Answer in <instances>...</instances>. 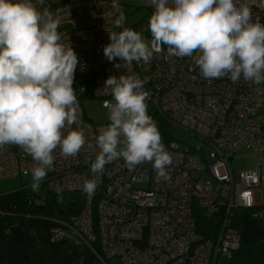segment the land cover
Returning <instances> with one entry per match:
<instances>
[{
    "label": "built area",
    "instance_id": "built-area-1",
    "mask_svg": "<svg viewBox=\"0 0 264 264\" xmlns=\"http://www.w3.org/2000/svg\"><path fill=\"white\" fill-rule=\"evenodd\" d=\"M139 1L141 5L119 0L125 16L129 7L154 11L150 0ZM234 2L237 7L248 6L253 19L264 23V0ZM46 6L62 17L58 29L62 43L71 45L78 55L73 87L79 123L72 128L82 130L86 138L76 156L66 159L57 148L54 166L42 181L50 192L76 191L83 196L81 210L59 220L61 226L53 230V238H77L102 264H215L219 258L229 257L240 243L232 225L233 210L247 209L264 217V203L255 202V193H264V84L242 78L233 83L228 77L206 80L193 58L171 56L167 46L154 52L147 64L134 61L129 65L118 58L109 61L103 54V47L110 42L106 30H122L113 27L118 13L111 0H47ZM131 74L149 77L144 91L148 92L151 117L157 115L167 126L179 127L199 141L196 147L181 149L179 142L158 126L162 143L172 156L167 180L157 176L150 162L129 170L123 159H118L107 164L103 173L90 171L100 151L96 137L110 121L89 120L83 100L101 98L109 116L104 102L113 97L111 90L104 88L106 79ZM244 146L254 150L257 167L234 172L231 158ZM33 163L18 146L6 145L0 149V180L27 175ZM90 179H95L98 187L89 197L83 185ZM220 205H224L221 215ZM197 208L218 218L210 237L197 229Z\"/></svg>",
    "mask_w": 264,
    "mask_h": 264
},
{
    "label": "clouds",
    "instance_id": "clouds-1",
    "mask_svg": "<svg viewBox=\"0 0 264 264\" xmlns=\"http://www.w3.org/2000/svg\"><path fill=\"white\" fill-rule=\"evenodd\" d=\"M46 4L47 0H0V149L15 145L32 158L34 193L54 166L57 148L67 159L86 144L83 131L72 128L79 123L73 87L78 55L62 43V17ZM150 5L151 41L146 42L140 32L124 27L123 7L111 0L118 13L113 27L122 30L105 29L110 42L103 54L109 61L147 64L154 52L167 46L171 56L193 58L206 80L228 77L233 83L242 78L264 84V23L253 19L248 6L237 7L234 0H150ZM148 79L138 74L106 79L104 88L113 97L104 102L110 122L96 137L100 151L90 164L91 173H103L107 164L123 159L129 170L150 162L159 178H169L172 156L148 113ZM79 91L84 93V87ZM97 187L90 179L83 191L90 197ZM57 201L62 203L63 196L58 194Z\"/></svg>",
    "mask_w": 264,
    "mask_h": 264
},
{
    "label": "trees",
    "instance_id": "trees-1",
    "mask_svg": "<svg viewBox=\"0 0 264 264\" xmlns=\"http://www.w3.org/2000/svg\"><path fill=\"white\" fill-rule=\"evenodd\" d=\"M152 118L169 137L167 124L157 115ZM58 194L63 196L62 203L57 201ZM82 205L83 196L76 191L47 190L41 196L25 185L0 193V264H102L84 243L68 237L53 238V230L61 226L58 221L77 214ZM194 216L198 231L205 237L216 231V216H208L199 208ZM14 225L21 227L23 250L13 241ZM232 225L240 235L239 246L215 264H264V217L236 208Z\"/></svg>",
    "mask_w": 264,
    "mask_h": 264
},
{
    "label": "rangeland",
    "instance_id": "rangeland-1",
    "mask_svg": "<svg viewBox=\"0 0 264 264\" xmlns=\"http://www.w3.org/2000/svg\"><path fill=\"white\" fill-rule=\"evenodd\" d=\"M136 5H141L139 0H130ZM126 27L138 31L145 38L146 42L151 41L150 32L148 30L149 17L153 11L145 7L127 8ZM135 25V27H134ZM82 107L86 117L94 123H107L108 115L105 108L102 106V100L99 97H86L83 100ZM169 135L179 142L181 149H189L199 145L197 138L190 135L183 129L169 125ZM206 149V146H204ZM231 166L234 172L243 170H251L257 167V157L252 147L244 146L238 149L231 158ZM49 174V171H48ZM47 174V175H48ZM207 177V176H204ZM31 172L25 176H13L0 180V193L13 190L20 186L31 184ZM31 188V187H30ZM47 192L44 182H41L39 195L44 196ZM255 202L264 203V193H255ZM70 240L77 241V238L70 236ZM114 260H111L113 262Z\"/></svg>",
    "mask_w": 264,
    "mask_h": 264
},
{
    "label": "water",
    "instance_id": "water-1",
    "mask_svg": "<svg viewBox=\"0 0 264 264\" xmlns=\"http://www.w3.org/2000/svg\"><path fill=\"white\" fill-rule=\"evenodd\" d=\"M224 210V205H220L218 214L221 215ZM11 234L13 241L21 248V250L24 249V238L21 231L20 225H14L11 228Z\"/></svg>",
    "mask_w": 264,
    "mask_h": 264
}]
</instances>
